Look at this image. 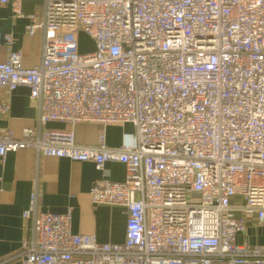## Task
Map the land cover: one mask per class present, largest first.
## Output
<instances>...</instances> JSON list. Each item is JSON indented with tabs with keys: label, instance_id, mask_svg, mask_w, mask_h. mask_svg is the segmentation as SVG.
<instances>
[{
	"label": "built area",
	"instance_id": "obj_1",
	"mask_svg": "<svg viewBox=\"0 0 264 264\" xmlns=\"http://www.w3.org/2000/svg\"><path fill=\"white\" fill-rule=\"evenodd\" d=\"M41 1L42 15L0 0V13L10 5L29 35L44 34L40 63L26 66L0 32V88L25 86L39 105L37 127L0 134V157L32 148L93 162V203L128 217L122 243L76 233L71 210L40 208L36 183L22 264H264V244L238 241L264 223V0ZM80 31L92 50L80 51ZM83 121L102 127L96 146L77 143ZM126 123L135 140L110 147L105 128ZM109 162L125 165L123 181Z\"/></svg>",
	"mask_w": 264,
	"mask_h": 264
},
{
	"label": "crops",
	"instance_id": "obj_2",
	"mask_svg": "<svg viewBox=\"0 0 264 264\" xmlns=\"http://www.w3.org/2000/svg\"><path fill=\"white\" fill-rule=\"evenodd\" d=\"M26 14L42 15L41 0H24ZM27 18L16 17L10 5L3 6L0 13V32L13 35L12 49L20 51L26 66L40 63L43 53L44 34L27 33ZM9 48L0 46V61L8 57ZM8 100L10 110L0 114V134L12 130L21 136L26 127L39 125V105L30 98V90L21 86L16 90L0 88V102ZM51 129H67L72 126L61 121L45 125ZM77 143L96 146L102 127L95 122H78L73 126ZM135 127L130 124H109L105 128L110 147L135 140ZM108 177L123 181L126 167L121 162H109ZM103 176L93 162L74 161L66 157L39 155L35 149L25 148L0 157V264H22L20 252L23 241L30 237L29 222L23 218L33 187L37 183L41 195L40 208L53 213L71 210L72 229L76 233L94 234L101 242L122 243L126 238L128 213L125 207L95 204L90 190L94 182ZM239 242L264 244V223L249 222L247 231L238 236Z\"/></svg>",
	"mask_w": 264,
	"mask_h": 264
},
{
	"label": "rangeland",
	"instance_id": "obj_3",
	"mask_svg": "<svg viewBox=\"0 0 264 264\" xmlns=\"http://www.w3.org/2000/svg\"><path fill=\"white\" fill-rule=\"evenodd\" d=\"M79 48L82 52L92 50L94 48V41L84 31H80L79 33Z\"/></svg>",
	"mask_w": 264,
	"mask_h": 264
}]
</instances>
